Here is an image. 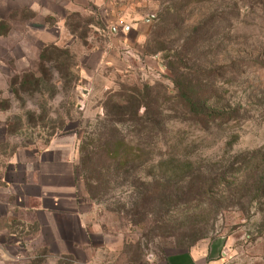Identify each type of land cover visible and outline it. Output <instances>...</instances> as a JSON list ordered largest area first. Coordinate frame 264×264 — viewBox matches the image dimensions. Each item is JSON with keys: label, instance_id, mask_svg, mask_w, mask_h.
<instances>
[{"label": "rangeland", "instance_id": "obj_1", "mask_svg": "<svg viewBox=\"0 0 264 264\" xmlns=\"http://www.w3.org/2000/svg\"><path fill=\"white\" fill-rule=\"evenodd\" d=\"M79 14L83 28L78 33L86 36H73L63 24L58 42L75 57L78 80L71 89L66 91L56 77L55 91L15 96L10 87L0 90V176L15 155L42 151L54 138H71L80 146L86 128L103 115L108 93L144 85L161 93L160 109L171 116L168 138L194 145L198 158L256 152L254 163L264 159V0H105ZM181 47L188 51L186 88L211 94L216 115L234 112L238 121L220 119L209 132L180 124L176 100L163 99L178 92L167 56ZM244 172L230 180L240 191ZM189 190H175V197ZM226 193L219 186L208 196L228 205ZM242 202L250 206V200ZM251 206L247 215L209 201L174 200L158 216L132 225L114 212L113 201L95 205L86 219L88 248L46 264H166L216 240L225 242L227 264H264L260 207ZM39 259L42 264L47 258Z\"/></svg>", "mask_w": 264, "mask_h": 264}, {"label": "trees", "instance_id": "obj_2", "mask_svg": "<svg viewBox=\"0 0 264 264\" xmlns=\"http://www.w3.org/2000/svg\"><path fill=\"white\" fill-rule=\"evenodd\" d=\"M66 26L77 38L86 36L85 31L78 33L83 28L81 14L69 16ZM181 48L175 55L167 56L170 58L168 69L178 92L169 95V99L162 96L165 103L176 100L180 107V124L190 123L199 132H209L220 119L238 121L239 115L234 112L216 115L209 105L211 94L186 88L183 70H188V51L186 47ZM166 50L172 52V49ZM74 72L75 57L70 49L48 45L40 53L38 72L15 76L10 89L15 96L21 92L55 91L57 77L68 91L78 80ZM160 94L149 85L108 93L103 115L86 128L79 146L78 170L90 200L97 206L113 201L114 212L125 215L132 225L158 216L159 210L174 200L179 203L209 201L216 208L233 207L247 215L251 205L257 204L261 212L257 210V214H261L263 221L258 235L264 236V159L254 163L256 152L231 155L229 159L222 156L210 160L198 158L201 153L193 150L194 145H179L168 138L171 116L160 109ZM225 146L231 147V143ZM243 169L240 191L230 180ZM185 186L190 187L188 193L175 197L174 191H182ZM219 186L227 192L228 205L209 197L211 189ZM243 200H250V206L246 208ZM41 262L38 258L32 264Z\"/></svg>", "mask_w": 264, "mask_h": 264}, {"label": "crops", "instance_id": "obj_3", "mask_svg": "<svg viewBox=\"0 0 264 264\" xmlns=\"http://www.w3.org/2000/svg\"><path fill=\"white\" fill-rule=\"evenodd\" d=\"M101 2L0 0V90L9 89L15 76L38 72L41 51L58 45L68 17ZM78 166L79 145L66 137L10 160L0 176V264H32L41 257L46 264L88 248L86 219L95 205ZM224 246L220 240L200 243L166 264H227Z\"/></svg>", "mask_w": 264, "mask_h": 264}, {"label": "water", "instance_id": "obj_4", "mask_svg": "<svg viewBox=\"0 0 264 264\" xmlns=\"http://www.w3.org/2000/svg\"><path fill=\"white\" fill-rule=\"evenodd\" d=\"M154 19V18H153ZM113 32H115V30L113 29ZM87 93V91H85Z\"/></svg>", "mask_w": 264, "mask_h": 264}]
</instances>
